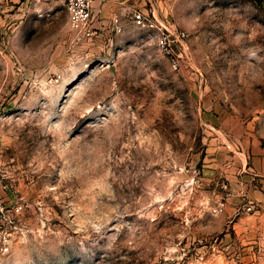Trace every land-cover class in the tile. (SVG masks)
<instances>
[{"label": "rangeland", "instance_id": "rangeland-1", "mask_svg": "<svg viewBox=\"0 0 264 264\" xmlns=\"http://www.w3.org/2000/svg\"><path fill=\"white\" fill-rule=\"evenodd\" d=\"M95 6L0 0V264H264V0Z\"/></svg>", "mask_w": 264, "mask_h": 264}, {"label": "built area", "instance_id": "built-area-1", "mask_svg": "<svg viewBox=\"0 0 264 264\" xmlns=\"http://www.w3.org/2000/svg\"><path fill=\"white\" fill-rule=\"evenodd\" d=\"M49 4L63 7L68 15L72 29L81 33H89L94 21V0H43ZM132 19L138 26L146 25L147 18L144 13L136 12ZM152 26V25H151ZM185 33L173 35L162 32L158 36L157 45L160 52L169 60L172 68L178 70L181 55L177 49L185 39ZM23 207L18 203L5 205L0 202V254L7 255L12 250L15 236L21 232Z\"/></svg>", "mask_w": 264, "mask_h": 264}, {"label": "crops", "instance_id": "crops-1", "mask_svg": "<svg viewBox=\"0 0 264 264\" xmlns=\"http://www.w3.org/2000/svg\"><path fill=\"white\" fill-rule=\"evenodd\" d=\"M100 0H94V11H95V4L99 3Z\"/></svg>", "mask_w": 264, "mask_h": 264}]
</instances>
